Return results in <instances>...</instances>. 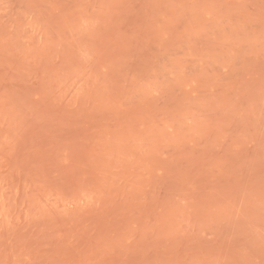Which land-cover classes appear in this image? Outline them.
Masks as SVG:
<instances>
[{"label": "rangeland", "instance_id": "rangeland-1", "mask_svg": "<svg viewBox=\"0 0 264 264\" xmlns=\"http://www.w3.org/2000/svg\"><path fill=\"white\" fill-rule=\"evenodd\" d=\"M0 264H264V0H0Z\"/></svg>", "mask_w": 264, "mask_h": 264}]
</instances>
